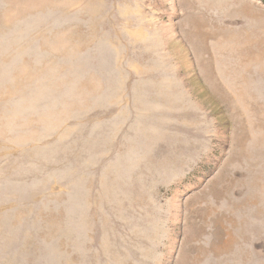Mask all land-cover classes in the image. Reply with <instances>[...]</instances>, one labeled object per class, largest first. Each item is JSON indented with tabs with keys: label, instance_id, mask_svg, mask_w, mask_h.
Segmentation results:
<instances>
[{
	"label": "rangeland",
	"instance_id": "obj_1",
	"mask_svg": "<svg viewBox=\"0 0 264 264\" xmlns=\"http://www.w3.org/2000/svg\"><path fill=\"white\" fill-rule=\"evenodd\" d=\"M0 264H264V0H0Z\"/></svg>",
	"mask_w": 264,
	"mask_h": 264
}]
</instances>
